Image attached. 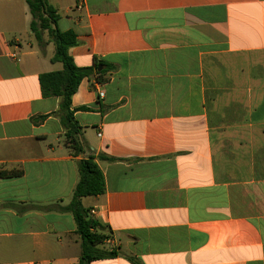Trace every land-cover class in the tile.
I'll return each mask as SVG.
<instances>
[{
  "label": "crops",
  "instance_id": "0c3cea01",
  "mask_svg": "<svg viewBox=\"0 0 264 264\" xmlns=\"http://www.w3.org/2000/svg\"><path fill=\"white\" fill-rule=\"evenodd\" d=\"M51 2L94 69L72 96L84 153L40 87L54 43L0 0V264H79L89 157L105 192L82 205L115 253L90 264H264V0Z\"/></svg>",
  "mask_w": 264,
  "mask_h": 264
},
{
  "label": "trees",
  "instance_id": "16d2710c",
  "mask_svg": "<svg viewBox=\"0 0 264 264\" xmlns=\"http://www.w3.org/2000/svg\"><path fill=\"white\" fill-rule=\"evenodd\" d=\"M51 1L26 0L32 16L30 31L39 43H42L43 34L47 32L55 45L52 61L60 62L63 65L61 71L40 75L39 82L44 97L62 98L60 111L61 121L66 130L65 139L73 153L80 155L84 153V146L80 137L82 127L74 118L72 96L76 93L82 80L92 76L94 69L80 68L74 63L69 54V49L78 44L77 35L72 30L61 31L59 29L60 16ZM98 74L101 76L103 71ZM103 80L102 77L99 78L100 82ZM81 110H88V108H81ZM78 170L79 182L66 209L73 214L78 234L82 240V256L79 264H90L95 260L113 258L115 253H103L95 248L104 240V237L93 231L99 224L90 216L89 210L82 205L83 198L98 196L105 192L104 176L93 157L81 160L78 164Z\"/></svg>",
  "mask_w": 264,
  "mask_h": 264
},
{
  "label": "built area",
  "instance_id": "2783aa9c",
  "mask_svg": "<svg viewBox=\"0 0 264 264\" xmlns=\"http://www.w3.org/2000/svg\"><path fill=\"white\" fill-rule=\"evenodd\" d=\"M99 95H100V97H101V96H103L104 94H103L102 92H100ZM104 242L107 244V246H108V248L110 249V251H114V250L116 249V247H117V245H116V241H115L114 238H107V239H105Z\"/></svg>",
  "mask_w": 264,
  "mask_h": 264
}]
</instances>
